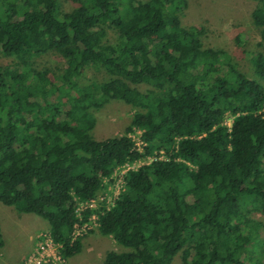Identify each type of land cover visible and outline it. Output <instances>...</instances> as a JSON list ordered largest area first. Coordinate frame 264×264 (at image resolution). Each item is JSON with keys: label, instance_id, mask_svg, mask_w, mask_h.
<instances>
[{"label": "trees", "instance_id": "trees-1", "mask_svg": "<svg viewBox=\"0 0 264 264\" xmlns=\"http://www.w3.org/2000/svg\"><path fill=\"white\" fill-rule=\"evenodd\" d=\"M252 1L249 76L181 25L185 0H0V204L44 220L62 259L94 216L117 247L101 264H264L252 219H264V0ZM49 54L61 72L36 68ZM88 68L104 80L79 86ZM110 101L131 119L96 141L93 111ZM137 162L111 204L80 208Z\"/></svg>", "mask_w": 264, "mask_h": 264}, {"label": "rangeland", "instance_id": "rangeland-1", "mask_svg": "<svg viewBox=\"0 0 264 264\" xmlns=\"http://www.w3.org/2000/svg\"><path fill=\"white\" fill-rule=\"evenodd\" d=\"M144 1V0H138ZM185 7L179 13L180 23L184 27L203 29L201 37L204 48L224 51L244 74L252 75L255 54L258 51L259 37L251 23V14L255 7L252 0H185ZM64 10L69 6L62 4ZM102 40L113 43L111 32L101 34ZM264 56V53H263ZM7 59L0 56V66L5 67ZM63 59L58 55L49 54L36 60L38 70L52 69L61 72ZM104 76L94 69L88 68L76 79L79 86L90 81L100 82ZM145 87H140V91ZM133 110L123 101H110L101 109L93 111L95 122L90 129V135L96 141L123 134L129 124ZM224 123L230 124L226 115ZM139 132L136 131L133 136ZM141 164V163H140ZM136 163L134 167L140 165ZM118 173H115L116 177ZM115 180L112 178V183ZM116 191V190H115ZM114 191V192H115ZM107 193V190H105ZM107 195V194H106ZM254 221L264 225L260 216H252ZM47 224L44 220L32 214H17L12 208L0 204V233L3 246L0 249V264H21L34 248L35 237L46 233ZM92 233L82 232L81 250L78 254L64 259L63 264H101L106 251L117 250L110 237H101L96 228ZM171 264H181L175 257Z\"/></svg>", "mask_w": 264, "mask_h": 264}, {"label": "built area", "instance_id": "built-area-1", "mask_svg": "<svg viewBox=\"0 0 264 264\" xmlns=\"http://www.w3.org/2000/svg\"><path fill=\"white\" fill-rule=\"evenodd\" d=\"M229 126V125H227ZM138 133L137 135H139ZM130 136V135H129ZM132 139H135L137 148L140 145V142L136 140L133 136H130ZM139 149V148H138ZM140 164L139 162H137ZM136 163L131 165H124L120 168L115 169L112 174V178L115 180L114 183H111L107 186L106 190L107 193L104 192L103 194H99L96 196L94 200H91L88 203L83 204L80 208L89 207L93 208L96 206L97 203L105 202V206L107 207L112 201L117 197L118 193L121 191L122 185V175L125 171L134 169ZM138 167V166H137ZM115 173H118L116 177H114ZM116 190V191H115ZM115 191V192H114ZM107 194V195H106ZM105 199V200H104ZM89 222L80 226H74V231L72 233V237H79L81 236L82 232L88 231L93 227H96L95 217L91 216ZM60 245L54 244L48 234L40 233L35 237L34 248L32 249L31 253L26 257L21 264H63L64 259H62L58 255V248Z\"/></svg>", "mask_w": 264, "mask_h": 264}]
</instances>
